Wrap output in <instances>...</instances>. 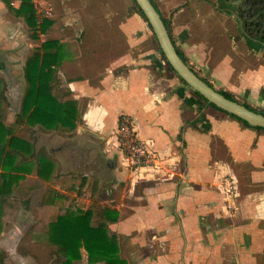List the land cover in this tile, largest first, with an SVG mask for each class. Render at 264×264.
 <instances>
[{
	"label": "crops",
	"instance_id": "0c3cea01",
	"mask_svg": "<svg viewBox=\"0 0 264 264\" xmlns=\"http://www.w3.org/2000/svg\"><path fill=\"white\" fill-rule=\"evenodd\" d=\"M20 2L0 0V76L9 83L22 75L26 58L46 35H27L24 16L16 13ZM64 5V28L72 26L76 33L61 39L57 34L64 28L53 20L48 29L59 42L56 90L64 93L62 100L78 101L75 130L92 146L82 187H89V198L97 190L106 192L96 219L116 238L110 264H264V130L200 101L169 69L159 49L160 57L151 50L136 52L137 13L117 27L129 51L101 66L89 63L95 45L105 39L86 35L78 40L87 27L83 6L71 0ZM173 24L175 45L191 63L205 68L206 40L188 23ZM210 76L264 111L261 55L248 54L240 65L225 58L212 66ZM122 115L158 153L154 166L126 167L116 135ZM35 128L48 142L60 132ZM94 147L100 150L90 159ZM96 159L97 169L91 167ZM95 172L98 179H90ZM90 218L93 223L92 211ZM81 252L71 264H106L89 262L86 251Z\"/></svg>",
	"mask_w": 264,
	"mask_h": 264
},
{
	"label": "rangeland",
	"instance_id": "374dc122",
	"mask_svg": "<svg viewBox=\"0 0 264 264\" xmlns=\"http://www.w3.org/2000/svg\"><path fill=\"white\" fill-rule=\"evenodd\" d=\"M46 1L52 9L49 19L58 22L64 28L63 22L68 21V19L63 20V17L67 15L66 5H64L66 0H61L62 2L58 0ZM154 1L162 16L169 22L173 38V23L177 22L188 23L194 34L206 40L209 58L204 63L205 68H202L198 63H191V59L187 55L185 56L188 64L198 72L199 76L206 78L216 89L232 92L240 103L250 104L241 94L233 92L225 86H219L210 76L212 66L225 58H229L235 65H240L248 57V54L260 55L250 51L245 44L244 38L240 35L236 17L218 12L214 6L215 0ZM71 4L83 6L82 19L87 26H83L82 33L77 39L82 40L86 35L105 39V43L95 45L96 50L93 51L96 53L91 56L94 60L88 61L89 63L101 66L106 64L110 58L129 51L127 38L117 27L120 21H124L132 14L135 15L132 0H71ZM39 16L41 18V14ZM136 20L138 22L136 30L138 40L135 41V51L141 53L151 50L160 57L157 40L153 36L152 30L140 16H136ZM65 28L61 35L58 33L57 36L66 40L74 37L76 29L72 26L67 30ZM26 32L28 36L31 35L29 28ZM48 37L55 38L56 35L48 30L44 39ZM79 47L82 48V44H79ZM2 79L6 86L7 98L1 102L0 106L3 111V120L9 124L14 120V114L20 105L26 84L21 76H15V81H11V83L7 81L6 77H2ZM9 86L15 87V89L10 91ZM56 88L58 87H55V90ZM55 90L54 93L59 96L61 92ZM253 107L259 109L255 105ZM76 122H78V118ZM79 124L82 126V123ZM60 132L48 142L47 138L40 134L42 132L36 131L33 126L22 124L13 127L15 135L29 139L35 150L51 162V169L46 179L39 183L36 176L37 168L31 165V172L25 174L24 178L10 191L0 213V250L5 252V264H60L62 258L57 254L56 246L48 242L45 232L49 222L69 209L74 213L90 209L94 213L93 223L96 224L99 221L96 218L104 205L100 199L106 197V192L97 190L94 197L89 198V187L78 188L86 168L90 167L85 164L89 160L88 149L92 146L84 137L79 136L75 129ZM99 150L100 147H94L90 159L95 157ZM49 152L50 154H48ZM97 161L96 159V164L91 167L97 169ZM100 165L102 164L100 163ZM90 179L97 180L98 177L95 175ZM45 190H49L51 193L58 191L66 195L68 199H58L54 206L41 205L40 198ZM110 196L113 198L114 192ZM26 199L29 200L27 204L24 202ZM69 203L72 204L70 207L67 206Z\"/></svg>",
	"mask_w": 264,
	"mask_h": 264
},
{
	"label": "trees",
	"instance_id": "16d2710c",
	"mask_svg": "<svg viewBox=\"0 0 264 264\" xmlns=\"http://www.w3.org/2000/svg\"><path fill=\"white\" fill-rule=\"evenodd\" d=\"M20 1L16 13L24 16L28 28L31 30L32 38L36 39L40 33H47L52 20L46 17L39 21L31 0ZM150 1L160 14L177 53L188 64L183 52L175 45L169 22L162 16L155 1ZM132 2L134 13H137L152 30L142 10L134 0ZM6 3L10 5V0H6ZM214 6L218 12L236 17L240 35L244 38L245 44L250 51L259 53L264 59V0H215ZM153 36L155 37L154 34ZM58 48L59 42L48 37L40 46L35 47L26 58L21 75L26 86L20 105L15 111L13 122L9 124L4 122L0 106V213L12 187L23 179L25 174L31 172V165L37 168L36 176L39 183H41L40 180L46 179L51 169V162L41 156L28 139L15 135L13 127L26 124L44 131H72L76 128V119L79 115L78 101L62 100L64 93L57 96L53 91L59 84ZM158 49L160 50L159 45ZM160 53L162 54L161 50ZM165 61L169 69L175 73L166 59ZM190 68L199 75L192 66ZM200 77L212 86L206 78ZM180 80L186 84L181 78ZM5 88L4 80L0 76V105L7 98ZM216 90L227 98L239 102L232 92L223 89ZM191 91L203 103L227 113L212 103H208L198 92L192 89ZM242 104L253 111L264 114L262 109H256L245 102ZM227 114L245 126L264 130L261 127L251 126L230 113ZM84 183L85 179L83 178L79 188ZM63 198H67L66 195L58 191L51 193L49 190H45L41 195L40 203L54 204L56 200ZM24 202L27 204L29 200L26 199ZM69 210L49 222L45 232L48 242L56 246V252L62 258L60 264H71L73 260L80 259L82 248L86 251L89 262L103 260L106 264H110L116 258V238L107 235L105 223L102 221H98L96 224L92 223L89 209L77 213ZM110 220L114 221V218ZM0 264H5V252L2 250H0Z\"/></svg>",
	"mask_w": 264,
	"mask_h": 264
},
{
	"label": "water",
	"instance_id": "95a60500",
	"mask_svg": "<svg viewBox=\"0 0 264 264\" xmlns=\"http://www.w3.org/2000/svg\"><path fill=\"white\" fill-rule=\"evenodd\" d=\"M134 1L142 10L147 22L151 26L164 58L190 89L201 94L208 103H212L219 109L246 121L249 125L264 128V114L253 111L242 103L229 99L219 93L182 60L175 49L160 14L150 0Z\"/></svg>",
	"mask_w": 264,
	"mask_h": 264
},
{
	"label": "built area",
	"instance_id": "2783aa9c",
	"mask_svg": "<svg viewBox=\"0 0 264 264\" xmlns=\"http://www.w3.org/2000/svg\"><path fill=\"white\" fill-rule=\"evenodd\" d=\"M31 2L39 21L51 16L52 9L46 0H31ZM116 135L118 147L126 167L137 169L152 167L156 164L158 153L152 148L149 141L142 140L137 136L128 117L120 116Z\"/></svg>",
	"mask_w": 264,
	"mask_h": 264
},
{
	"label": "flooded vegetation",
	"instance_id": "af4514ba",
	"mask_svg": "<svg viewBox=\"0 0 264 264\" xmlns=\"http://www.w3.org/2000/svg\"><path fill=\"white\" fill-rule=\"evenodd\" d=\"M93 150H94V149H93ZM97 153H99V151H97L96 154H97ZM96 154H95V156H96ZM104 167L107 168L108 170H112L113 165L111 164L110 161H105V163H104ZM95 173H96V176H98V173H97V172H95Z\"/></svg>",
	"mask_w": 264,
	"mask_h": 264
}]
</instances>
